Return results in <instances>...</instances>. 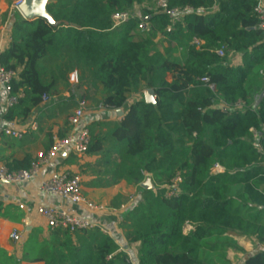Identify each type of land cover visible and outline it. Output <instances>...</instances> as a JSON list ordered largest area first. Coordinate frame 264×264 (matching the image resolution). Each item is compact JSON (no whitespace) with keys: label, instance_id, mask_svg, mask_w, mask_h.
Instances as JSON below:
<instances>
[{"label":"trees","instance_id":"16d2710c","mask_svg":"<svg viewBox=\"0 0 264 264\" xmlns=\"http://www.w3.org/2000/svg\"><path fill=\"white\" fill-rule=\"evenodd\" d=\"M154 1L50 0L46 9L53 23L0 13V25L11 23L0 66L14 73L11 95L17 97L4 106L6 121H25L38 109L69 118L79 98L111 110L124 107L130 94L151 90L154 95L151 102L130 103L119 122L85 124L86 154L99 156L88 165L97 183L137 187L119 218L126 247L98 227L54 229L50 240L38 241L32 232L22 259L219 264L217 258L223 264L221 248L234 244L221 235L236 233L257 246L237 264H264V97L258 101L264 89V30L254 11L257 0H167L166 9L152 6ZM172 9H178L175 16ZM117 12L130 17L115 26ZM164 42L168 47L160 52L158 43ZM222 46L226 51L219 56ZM230 52L241 54V65L228 62ZM74 71L78 83L72 87ZM44 95L50 97L46 103ZM34 161L26 156L3 165L28 169ZM216 164L224 171L214 172ZM177 175V194L168 195ZM146 177L153 188L141 187ZM122 201L116 195L111 205ZM187 225L192 228L185 233ZM211 237L218 242L211 243ZM129 247H137L135 257ZM1 256L0 264H20L21 259Z\"/></svg>","mask_w":264,"mask_h":264},{"label":"crops","instance_id":"0c3cea01","mask_svg":"<svg viewBox=\"0 0 264 264\" xmlns=\"http://www.w3.org/2000/svg\"><path fill=\"white\" fill-rule=\"evenodd\" d=\"M8 2L10 1L0 0L1 14L7 12ZM152 4V6L155 5L156 7L155 1ZM9 21L7 20L4 24L0 25V51L8 47L11 40V23H8ZM228 62L234 66L241 65V54L230 52L228 54ZM71 85L72 87L74 86V84ZM60 92L62 96H68L69 94L68 91H64L63 89H60ZM141 95V92L130 94L124 107L118 108L122 111L121 114L117 112L118 109H104L92 105L90 101H87L88 104L83 116V123L88 124L93 120L119 122L124 116L128 105L140 99ZM4 109V99L2 98L0 104L1 164L8 163L9 161H19L26 156L37 160V154L49 148L50 134L52 142L54 137H59L58 133L63 132L64 129H66L65 134L71 130L69 124L65 126L68 118L66 114L54 116L50 112V109L46 111L38 109L34 110L25 121L19 120V122H14V127L18 130L26 129L21 138H15L6 135L3 131V128L8 126V121L3 118ZM72 111L73 109L70 110V113ZM33 121H37V128L35 130L27 128ZM98 158L99 156L88 155L86 153L80 155L74 154L68 150L45 162H41L36 175L27 182H0V260L3 259L1 254H4L21 259L20 264H44L43 261L29 262L24 258L22 259L23 247L32 232L36 235L38 241L50 240L51 229L46 225L44 218L37 211L40 205L55 206L67 210L71 214L97 221L105 229L103 232L113 237L121 249L126 247V240L123 230L119 225V218L130 203V200L136 198L137 187L127 185L124 181L107 187L98 184V176L88 169V165H95ZM54 171H67L72 175H79L81 177L82 194L88 200L104 204L110 209L103 213L89 212L84 205L73 204L67 199L43 191L41 189L42 182ZM213 171L222 172L224 168L220 166L217 169L213 168ZM116 195L123 196L124 201L118 206H113L111 205V200ZM186 227L189 230L192 228L190 225ZM14 230L20 236V240L17 242L13 241L10 237V234ZM248 243L247 245H250ZM128 251L132 257H135L137 247H129Z\"/></svg>","mask_w":264,"mask_h":264},{"label":"built area","instance_id":"2783aa9c","mask_svg":"<svg viewBox=\"0 0 264 264\" xmlns=\"http://www.w3.org/2000/svg\"><path fill=\"white\" fill-rule=\"evenodd\" d=\"M23 0H14L7 7L8 18L15 14L19 15L21 18L25 19L20 11V5ZM156 7L166 9L167 0H155ZM254 11L259 18V27L264 30V1L257 0V4L254 7ZM171 16H175L178 13V9H172L169 11ZM130 17L129 12H117L112 15L113 24L115 26L122 24L127 21ZM145 26V24L140 25ZM167 30H170L167 28ZM193 42L199 44L200 41L197 38L193 39ZM226 51L225 47H220L216 50L219 56H224ZM14 73L7 71L0 66V104L2 98L4 99V106H12L17 102V97L11 95V80ZM69 81L71 84L76 85L78 83L77 72L74 71L70 73ZM202 82H207L206 77L201 78ZM146 90L142 91L141 98L145 100ZM43 103L50 100L48 95L42 97ZM87 100L84 98H79L77 100V106L73 109L71 115L68 118L71 130L63 137H54L52 145L46 151H41L37 154V160H35L28 169H18V170H8L3 164L0 163V182H27L36 175L41 162H45L55 156L60 155L62 152H67L70 150L74 154H85L88 145L90 143V133L88 128L83 123V116L87 109ZM101 107V106H99ZM29 129L37 128V121H33L27 127ZM6 135L21 138L25 133V130H18L14 127V122H8V126L3 128ZM254 138H256L257 133L253 131ZM220 166L216 164L214 169ZM181 179L177 175L172 179V183L168 186V195H176V183ZM41 189L45 192H49L60 198L69 200L73 204H81L89 212H99L103 213L108 211L110 208L101 203H94L88 200L81 191V177L79 175H72L67 171H54L52 172L41 184ZM40 216H42L46 222V225L51 229H63L68 232H75L80 230H89L92 228H100L102 231L105 229L97 221L84 218L80 215L71 214L69 211L55 207V206H45L40 205L37 208ZM13 241L17 242L20 240V236L17 231H13L10 234Z\"/></svg>","mask_w":264,"mask_h":264},{"label":"rangeland","instance_id":"374dc122","mask_svg":"<svg viewBox=\"0 0 264 264\" xmlns=\"http://www.w3.org/2000/svg\"><path fill=\"white\" fill-rule=\"evenodd\" d=\"M9 1L10 2H8V5L14 0H9ZM8 5H7V7H8ZM154 7H155V5H154ZM165 47H168L165 42L164 43H158L157 49L160 52H162ZM173 52H174L173 56L176 57L179 55L177 52H175V51H173ZM81 91H83V89L77 90L76 93L79 95ZM188 230H189V228H187L185 226V228H184L185 233ZM221 236H226L229 239V241H231L230 244H234L233 245L234 247L233 246H227L226 248H221V255L219 257L224 261L223 264H226V263L237 264L241 259H243L245 257L246 253H251L257 249L256 244L247 236L237 235L236 233L235 234H229V235H221ZM243 238H246V239H243ZM210 240H211V243L218 242V238H216V237L215 238L211 237ZM248 242L250 243L251 246L247 245ZM215 262L220 264L222 261H218L217 258H215Z\"/></svg>","mask_w":264,"mask_h":264},{"label":"water","instance_id":"95a60500","mask_svg":"<svg viewBox=\"0 0 264 264\" xmlns=\"http://www.w3.org/2000/svg\"><path fill=\"white\" fill-rule=\"evenodd\" d=\"M49 1L50 0H23L19 8L26 20L44 18L49 23H53L54 22L53 18L46 9V5ZM263 97H264V89L261 92L258 98V101ZM145 100L146 102H151L154 100V95L151 90L146 91ZM117 112L121 114L122 111L118 109ZM140 185L143 188H153L154 187L150 177H147ZM260 208H264V206L263 207L261 206Z\"/></svg>","mask_w":264,"mask_h":264}]
</instances>
